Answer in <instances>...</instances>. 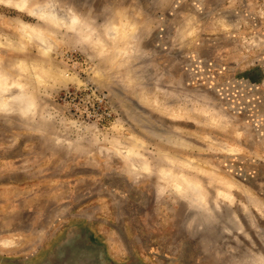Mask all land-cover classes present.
<instances>
[{"label":"rangeland","instance_id":"obj_1","mask_svg":"<svg viewBox=\"0 0 264 264\" xmlns=\"http://www.w3.org/2000/svg\"><path fill=\"white\" fill-rule=\"evenodd\" d=\"M0 76V264H264V0L0 1Z\"/></svg>","mask_w":264,"mask_h":264},{"label":"bare ground","instance_id":"obj_2","mask_svg":"<svg viewBox=\"0 0 264 264\" xmlns=\"http://www.w3.org/2000/svg\"><path fill=\"white\" fill-rule=\"evenodd\" d=\"M0 1H5L7 3L12 2L14 7L20 12H25L28 10L29 0H16V1L0 0ZM30 15L34 18L41 20V21L53 24L60 29H70L72 26H74V24H77V18L71 13L70 9L62 8L59 5H57L56 2L55 3H49L48 5L40 6L37 9H32V10H30ZM125 15H124V17H125ZM22 31H23V37L30 40L31 35H29L25 29H23ZM38 81L42 82L43 79L41 77H38ZM10 85H12V84H7L5 79L2 76H0V90L4 94L6 93L5 95L10 98V99H7L6 101L4 100L3 102H0V112L1 113L2 112L8 113V112H10L11 107H13L14 105L18 106L20 108L21 112H23L24 114H28L29 112H31L32 107L34 105L32 98L28 97L26 99V98L22 97V93L19 94V91H22L21 87L18 88L19 91L15 95H9L11 92H7V91L11 90L14 87V86H10ZM1 91H0V93H1ZM0 101H1V99H0ZM208 123H209V121H208ZM206 138L209 140V137H206ZM139 142L140 141L137 140V143H139ZM224 149H225V152H227L229 154H235L237 152V150L234 148L225 147ZM123 153H125V152H123ZM124 157L127 160H131L132 165H133L132 169L134 172H136V173H138V172L148 173L149 172L150 167L148 165V162L146 160H144L142 155L137 154L136 151H134V149L127 151L125 153ZM132 157H135L136 160L133 159ZM162 173L165 177V180L166 179H170V180L174 179L175 180V183L172 184V186H170V187H172L171 190H173L175 192V194L179 195L180 198H185L186 200H188V202H190L191 204H194V206L196 208H199L200 210L208 209V208H205L206 207V205H205L206 199H205V195L202 191L200 184L193 183L187 177H184V176H180V175L174 176L169 171L168 172L164 171ZM162 178H163V176H162ZM226 186L231 191L234 190V187H236V185H234V184H227ZM219 195L222 199L225 198V200H227L228 202L229 201L231 202L234 199L232 194L230 192H227V191L226 192L219 191ZM208 207H209V205H208Z\"/></svg>","mask_w":264,"mask_h":264}]
</instances>
